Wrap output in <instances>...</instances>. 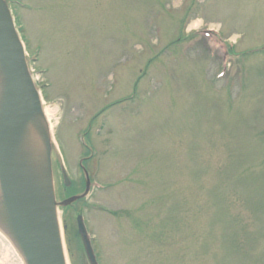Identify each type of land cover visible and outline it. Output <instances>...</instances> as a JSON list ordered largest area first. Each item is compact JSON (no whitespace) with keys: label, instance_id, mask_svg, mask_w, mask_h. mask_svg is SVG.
Masks as SVG:
<instances>
[{"label":"rangeland","instance_id":"obj_1","mask_svg":"<svg viewBox=\"0 0 264 264\" xmlns=\"http://www.w3.org/2000/svg\"><path fill=\"white\" fill-rule=\"evenodd\" d=\"M8 2L67 264H264V0Z\"/></svg>","mask_w":264,"mask_h":264},{"label":"water","instance_id":"obj_2","mask_svg":"<svg viewBox=\"0 0 264 264\" xmlns=\"http://www.w3.org/2000/svg\"><path fill=\"white\" fill-rule=\"evenodd\" d=\"M0 58L6 69L4 100L0 110V187L12 231L27 264H66L61 230L52 197V143L42 131L45 165L43 173L50 190L45 199L25 180L18 166V155L27 126L43 109L33 81L23 43L6 0H0ZM64 180L70 183L64 171ZM54 212V213H53ZM56 212V216H55ZM92 264H98L82 216L77 218Z\"/></svg>","mask_w":264,"mask_h":264},{"label":"bare ground","instance_id":"obj_3","mask_svg":"<svg viewBox=\"0 0 264 264\" xmlns=\"http://www.w3.org/2000/svg\"><path fill=\"white\" fill-rule=\"evenodd\" d=\"M5 84L6 69L4 63L0 58V110L4 100ZM41 125L42 121L38 117H35L32 121V127L29 128L26 133L25 141L21 144V149L18 155V166L23 173L25 180L31 184L35 191H37L41 196L47 199L50 197L51 193L45 181L43 166L40 159L41 145L36 136L37 131L34 130L36 128H39ZM51 127L52 125H49V131ZM2 232H5V234H3ZM0 247L3 253H5L7 260L9 259L13 262V264H21V247L15 237V234L9 227V223L6 222L5 224L3 221L0 222Z\"/></svg>","mask_w":264,"mask_h":264},{"label":"trees","instance_id":"obj_4","mask_svg":"<svg viewBox=\"0 0 264 264\" xmlns=\"http://www.w3.org/2000/svg\"><path fill=\"white\" fill-rule=\"evenodd\" d=\"M69 206H66V208H68Z\"/></svg>","mask_w":264,"mask_h":264}]
</instances>
